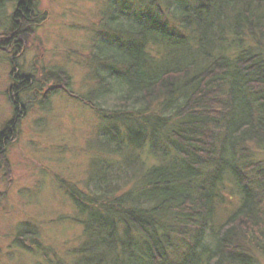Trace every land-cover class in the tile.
<instances>
[{"label":"trees","instance_id":"obj_1","mask_svg":"<svg viewBox=\"0 0 264 264\" xmlns=\"http://www.w3.org/2000/svg\"><path fill=\"white\" fill-rule=\"evenodd\" d=\"M109 5L108 73L79 97L115 101L96 109L108 180L66 185L83 228L67 264H264V0ZM45 18L36 0H0V52H20ZM11 77L15 94L29 85ZM16 117L0 131L2 164Z\"/></svg>","mask_w":264,"mask_h":264},{"label":"rangeland","instance_id":"obj_2","mask_svg":"<svg viewBox=\"0 0 264 264\" xmlns=\"http://www.w3.org/2000/svg\"><path fill=\"white\" fill-rule=\"evenodd\" d=\"M110 1L36 0L45 20L22 40L20 52H0V131L17 114L0 163V264L72 261L83 228L66 185L84 192L87 178L108 180V155L98 150L108 129L96 109L108 113L115 101L102 90L92 109L79 97L97 89V69L108 73L101 55L108 57L114 39L108 36ZM12 69L29 84L16 94ZM258 158L264 161V154ZM225 211L217 208L218 219Z\"/></svg>","mask_w":264,"mask_h":264}]
</instances>
